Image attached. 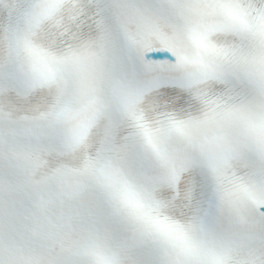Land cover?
Returning <instances> with one entry per match:
<instances>
[{
	"label": "snow or ice",
	"instance_id": "snow-or-ice-1",
	"mask_svg": "<svg viewBox=\"0 0 264 264\" xmlns=\"http://www.w3.org/2000/svg\"><path fill=\"white\" fill-rule=\"evenodd\" d=\"M0 264H264V0H0Z\"/></svg>",
	"mask_w": 264,
	"mask_h": 264
}]
</instances>
